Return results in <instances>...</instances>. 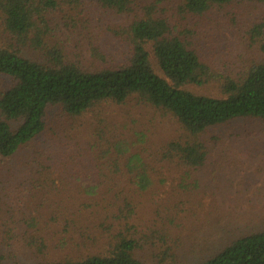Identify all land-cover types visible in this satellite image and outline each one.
I'll return each mask as SVG.
<instances>
[{"label":"rangeland","instance_id":"obj_1","mask_svg":"<svg viewBox=\"0 0 264 264\" xmlns=\"http://www.w3.org/2000/svg\"><path fill=\"white\" fill-rule=\"evenodd\" d=\"M232 19L230 31L226 18L212 29L201 24L196 36L200 57L220 72H239L245 46L235 29L264 19V8L242 5ZM50 20L41 37L45 50H63L67 61L88 71L126 63L122 30L130 16L83 0L60 4ZM0 48H19L1 20ZM148 49L154 72L163 77ZM27 51L40 59L36 49ZM8 85L0 78V91ZM183 89L223 98L217 82ZM195 141L206 149L201 168L167 155L170 144ZM141 172L151 181L146 191L134 185ZM0 229L6 264L106 256L119 235L139 241L137 256L146 264L204 262L264 230V123L235 120L194 138L172 115L136 95L120 104L98 103L76 117L53 108L30 149L0 160ZM29 237L44 245L42 253L26 247ZM168 249L174 258L163 261Z\"/></svg>","mask_w":264,"mask_h":264},{"label":"trees","instance_id":"obj_2","mask_svg":"<svg viewBox=\"0 0 264 264\" xmlns=\"http://www.w3.org/2000/svg\"><path fill=\"white\" fill-rule=\"evenodd\" d=\"M81 1L0 0V20L19 47L0 48V78L9 82L0 91L1 161L33 146L44 133L53 108L76 117L98 103L120 104L132 95L172 115L194 138L235 120L264 123V19L248 20L241 30L235 29L239 32L234 37L245 46L238 73L213 69L195 46L201 24L212 29L222 26L228 18L226 30L230 31L239 7L260 10L264 0H94L101 8L131 19L122 30L129 51L126 63L98 71L83 70L70 63L63 50L42 47L41 37L60 4L73 6ZM148 48L163 77L154 72ZM31 49H36L40 59L28 55ZM210 82L219 83L223 98L199 96L183 89ZM117 149V154L123 153ZM169 154L192 169L201 168L207 156L198 141L172 143ZM134 180L139 191L151 187L144 172L136 174ZM89 185L95 187L93 183ZM119 237L106 256L39 264H146L137 256L139 241L132 236ZM27 243L26 247L36 253L43 252L44 245L41 248L36 238L29 237ZM161 255L163 261L174 258L169 249ZM5 261L0 255V264ZM198 264H264V230L235 240Z\"/></svg>","mask_w":264,"mask_h":264}]
</instances>
